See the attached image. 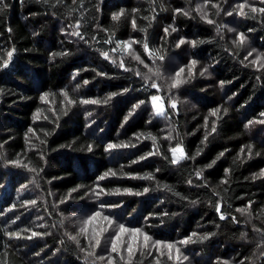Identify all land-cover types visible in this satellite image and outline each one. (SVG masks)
I'll return each mask as SVG.
<instances>
[{
    "label": "trees",
    "instance_id": "16d2710c",
    "mask_svg": "<svg viewBox=\"0 0 264 264\" xmlns=\"http://www.w3.org/2000/svg\"><path fill=\"white\" fill-rule=\"evenodd\" d=\"M192 1L0 0V264H107L69 226L95 206L197 264H264V75L217 7L205 20ZM239 27L264 52V3ZM129 40L142 61L146 48L210 68L182 88L193 108L167 95L153 114L165 93L122 58ZM112 255L177 264L148 246Z\"/></svg>",
    "mask_w": 264,
    "mask_h": 264
},
{
    "label": "rangeland",
    "instance_id": "374dc122",
    "mask_svg": "<svg viewBox=\"0 0 264 264\" xmlns=\"http://www.w3.org/2000/svg\"><path fill=\"white\" fill-rule=\"evenodd\" d=\"M192 2L198 13L204 17L205 20H210L208 4L217 7L218 14L222 19L221 22L218 23L219 32H222L223 36L230 39L234 45L240 46L245 61L264 75V52L256 45L252 37L247 35L244 30L239 27L240 18L244 16V13L248 9L256 10L261 8L264 0H231L227 1L224 7L217 5V2L214 0H194ZM181 9L188 12L187 6H183ZM241 35L243 36L242 41ZM133 43V40H129L123 45L122 48L126 50L122 58H124L128 64L132 63V65L136 66L137 68L135 67V70L142 74L147 82L155 84L165 93L152 95L150 97V105L153 114H163L166 111L167 107L165 106L163 96L167 95L170 106L180 101L183 106L186 104V106L193 108L196 104H193L190 100L192 95H186L185 93L184 95L181 94L182 88L193 77L199 78L200 76L204 79L213 77L210 68L206 64L200 65V63L192 58L190 59L185 53L182 54V58H177L173 55H153L146 48L145 53L148 56V60L142 61L135 53ZM178 43L180 47L187 44L185 40ZM127 63H125L124 66L128 67ZM142 69L145 71H141ZM177 80H179L180 83L176 87H173V84L176 83ZM170 89H172V92H170ZM153 97H157L158 99L154 101ZM175 155L179 157L181 156V152H176ZM93 192L97 194V191L94 190ZM95 200L96 199H87L88 203H92ZM245 216L247 222L251 221L247 215ZM70 218H72V221L69 226H73L76 232H79L82 237L88 239L89 242L93 244L92 246L94 248L98 247L97 249L100 251V255L107 261V264H113L112 253L115 251L125 257L128 253L142 250L145 246H148L150 252L153 250L156 253L162 252L164 254H169L177 264H197L194 257L186 251V245L179 242L178 239L173 238L172 240L158 241L155 238L148 237V239L145 240L147 236L141 231H135L132 230V228L130 229L123 226L124 231H121V226H118L111 218L107 217L106 214H102L96 210V206L86 212H80L77 215L71 214ZM168 245H172L171 249H169ZM114 246L115 251H113ZM130 248L131 252L129 251ZM229 264L238 263L230 260Z\"/></svg>",
    "mask_w": 264,
    "mask_h": 264
},
{
    "label": "snow or ice",
    "instance_id": "6c2138e0",
    "mask_svg": "<svg viewBox=\"0 0 264 264\" xmlns=\"http://www.w3.org/2000/svg\"><path fill=\"white\" fill-rule=\"evenodd\" d=\"M114 18H117V17H114ZM242 40H243V36L241 35V41H242ZM9 55H11V53H9ZM178 75H179V74H178ZM179 83H180V81L177 80L176 83L173 84V87H176ZM153 87H156V85L153 84ZM157 99H158L157 97H153V100H154V101L157 100ZM93 102L95 103V101H93ZM173 106H175V105H173ZM109 147H112V146L110 145ZM173 152H174V153H176V152H182V150L179 149V148H177V149H173ZM174 162H176V161L174 160ZM218 210H219V209H218ZM97 215H98V214H97ZM121 231H124V229H123L122 226H121ZM136 231H138V230H136ZM147 239H148V237H145V240H147ZM168 247H169V249H171L172 245H168ZM113 251H115V246L113 247ZM129 251L131 252V248L129 249Z\"/></svg>",
    "mask_w": 264,
    "mask_h": 264
}]
</instances>
